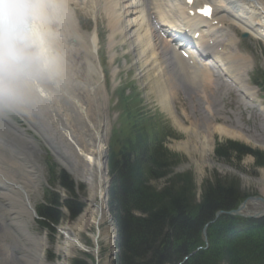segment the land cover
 Returning a JSON list of instances; mask_svg holds the SVG:
<instances>
[{
    "label": "bare ground",
    "instance_id": "bare-ground-1",
    "mask_svg": "<svg viewBox=\"0 0 264 264\" xmlns=\"http://www.w3.org/2000/svg\"><path fill=\"white\" fill-rule=\"evenodd\" d=\"M72 1L73 0H41L45 11L43 29L46 39V54L42 58L32 60L28 64V69L24 71L22 75H18L17 72L9 74L0 70V100L11 106L12 109L21 115L25 116L24 112L26 111L21 100H25V102L31 100V98L36 95L35 89L41 92V96L39 97L41 100H43L42 96H47L51 92L68 102L67 99H65V95L69 93L65 94V91H61L58 79L55 77L54 73L51 72L52 68L50 67L53 57L52 54L54 52H52L53 49H51L53 48L51 46L53 40L50 38L49 33L59 29L60 32L62 31L60 36H62L64 40L57 41L56 39V45L60 51L64 52L65 48L63 43L68 42L70 37L68 38L66 31L65 33L63 32L65 27H63L60 22H66L70 29H72L73 18L69 8ZM51 2L57 4V8L63 9L60 12L61 15L56 14ZM87 2L93 3L97 8L94 14L98 12V8L99 10L103 8L104 12H106L105 17L109 18L108 28L110 30L109 37L111 39L115 36L126 37L129 34V36L133 38V46H135V49L145 48L144 50H140L138 62L149 64L151 62V58L148 56L149 52V55L154 59V63H156L158 61L156 58L157 54L162 60L160 63L165 65L168 76L171 77L172 80L178 78L192 91L208 89L209 83H207L206 80L214 81L216 83L215 86H218L221 82L227 85L225 82L227 81L244 97V100L250 95V91L241 85L242 81L245 79L244 72L250 67V62L245 56L236 55L233 50L236 39L232 35L231 30L236 28L243 33L247 32L254 39L264 41V0H195L193 5L194 9H198L199 7L197 6L201 3H210L214 8V20L222 25V28H219L220 31L215 33L216 27L206 28L201 31L202 34L206 35L214 34V40H212L214 46L221 47L219 53H215L211 50V53L214 55L212 58L213 62L223 65L222 70L220 66L216 68L220 69L216 71L218 76L217 82L215 78L212 77L211 69L208 66H197L195 73H193L176 52L168 49L167 44L162 45L159 39L153 41V39H156L154 35V31L156 30L155 26L158 27L160 31L173 30L174 32H179L177 27L182 24V21L184 29L188 32L192 31L191 25L198 26L193 23L192 19L188 18V21L184 19L183 15L186 16V13L184 12L182 14L183 8L177 1H172L171 7L167 4V0H86V3ZM105 2L106 6L104 4ZM194 9L189 11H193ZM171 11H175L177 16L176 20L170 17ZM151 21H153L155 25H153ZM75 37L79 39V35L76 34ZM87 45L88 50L94 53L96 50V39L93 34L89 37ZM85 48L87 49V47ZM88 50H86V52ZM90 71L92 70L90 69ZM157 83L159 84V82ZM154 93L160 97L159 100L162 104V109L169 112L174 123L185 135V141L175 144V149L184 152L189 157H191L192 153H196L198 154L199 160L209 164L213 135L252 144L264 149V140L260 136L247 135L239 125L225 126L219 123L211 125L206 124L205 121L204 124L200 125V121L193 119L194 121L192 122L189 119V122L191 121V128H184L173 116L170 105L165 104L167 99L170 98L169 95H165L167 93L166 89H162V86H155ZM69 97L71 98V96ZM71 103H69V105ZM215 115L217 114H214L212 118L215 119ZM54 118H57L56 122L60 124V131L67 141L66 149L59 147L56 141L51 139L48 129L46 130L47 127L38 128L33 124L32 118L30 120L32 123L27 119L26 121L46 140L52 150L56 152L57 160L61 163L62 167L70 173L75 181L84 182L88 186V209L83 212V215L90 213L91 208H93L96 202L100 204L101 210L105 205L104 191L102 189L105 177L100 154L102 151L100 141L102 136L96 131L91 130L95 140L91 139L94 145L93 148H90V152L87 153L82 147L79 148V144L74 141L72 135L62 127L63 125L65 126L63 121L57 116H54ZM0 124L9 128L11 131H15L13 125L8 121L0 122ZM22 161L25 164L32 165L30 159H22ZM18 164L20 165L19 161L16 159L11 158L10 161L7 162L4 161L3 157L0 155V207L4 209L3 213L0 211V216H4L5 218L11 216L13 219L11 221L0 222V264H12L13 259L19 264H41L44 242L42 240L26 237L22 230V224L20 223H24V219L31 220V214H33L30 194L37 186L35 169L32 166L25 172V170L21 168V165L19 166ZM262 173L264 174V171H262ZM16 174L19 175V178L14 180L13 177ZM262 191L264 195V189H262ZM27 203H29L31 207L30 211L26 208ZM83 215L78 218L74 225L66 226L64 229H61L65 235H63L64 238L60 249L65 258H70L71 255L73 256L74 251H81L83 249L77 237V233L81 231L85 223ZM4 223H6V225H4ZM5 227L12 230L11 232L15 235L16 239L21 240V242H16L14 238L10 236L12 234L9 235L5 232ZM7 239L11 242L7 243ZM107 240L110 247H112L113 237L108 235Z\"/></svg>",
    "mask_w": 264,
    "mask_h": 264
},
{
    "label": "rangeland",
    "instance_id": "rangeland-1",
    "mask_svg": "<svg viewBox=\"0 0 264 264\" xmlns=\"http://www.w3.org/2000/svg\"><path fill=\"white\" fill-rule=\"evenodd\" d=\"M84 3L85 7L83 6ZM51 4L55 9L56 14L61 15L60 12L63 9L57 8V4H54L53 2H51ZM74 4L76 5L75 2ZM96 9L97 8L93 5V3H86V0H82L79 7L74 6L71 8V14L74 13V20L77 25L70 29L66 22V24L64 23V21L60 22L62 26L65 27L63 32L65 33L66 31V35L68 36V38L70 37L68 39V42H64V45L62 44L65 48L64 52L60 51V49L56 45V39L57 41L64 40L63 37L60 36L62 31L60 32L59 29L54 31L56 34L53 31H51L52 33H49V35L52 34L51 39L53 40V43H51V46L53 48L51 49H53L52 52H54L52 54L53 57L50 67L52 68L51 72H53L55 77L58 79L61 91L63 90L65 91V94H69L65 95L66 97L64 96L68 102H66L65 100H61L63 98H58L56 95H52L50 93L47 100L48 103L51 101L50 106L53 107L54 112L58 114L57 117L63 121V123L65 124V128L72 135L74 141L79 144H77L79 148L82 147V149L87 151V153L90 152L89 150L91 147L93 148L94 142L91 141V139L95 140V138L93 137L94 134L91 132V130H94L99 134H103L104 136H102V139L100 140L102 147V151L100 152V154L101 163L103 164V162H106L105 147L108 143L111 127L116 123V114L112 104L113 96L109 91V87L112 88L113 83L118 84L119 78L120 80H126V73L130 71L128 80L135 81L136 87H138V92L141 93L145 104L151 109L161 113L163 116L165 115V119H168L170 121V124L172 125V128L179 133L180 138L178 140L168 142L166 144V149L173 155H176L178 159V163L174 168L173 174L189 172L192 176L196 196L200 195L203 183L213 180V175L215 174L219 179L235 180L238 183L239 189L245 196L247 195L249 197H257L261 194L264 197L262 191V189H264V174L262 173V171H264V167H254V160L251 156L243 157L239 162H236L234 160L230 162L221 161L214 155L212 149V152L209 155V164H206L205 162L199 160L198 154L196 153H192L191 157H189L184 152L175 149V144L185 141L186 138L184 139L183 135L172 124L168 116H166V114L161 110L162 104L159 103L160 100L154 93V87L162 86V89H166L167 93L165 95H169L170 98L167 99L165 104H167V102L170 100L172 106L174 105L175 110L178 109V106L187 109V113H189L191 121H200L201 125L205 122L200 117V115H202V109L200 106L198 107L196 96L193 93L189 92L187 88H182L179 85L178 87L176 84L170 82L169 78L166 75H162L157 79L150 77L151 70L148 68L145 69L144 66L137 64L138 53L134 50L132 44L133 38H131L129 34L128 36H126L128 41L125 44H122L124 43V40L120 43L122 47L121 45H119V43H117L114 48L110 50L108 44L109 29L107 28L106 18L101 12H99V8L97 12L99 13V15L97 17L93 16L94 18L91 16L92 14H94ZM94 24L98 40V55L95 56L91 54V57L89 56L88 51L86 52V50H88L86 41L88 40L89 36L92 35L91 33L94 30ZM57 32H60L59 35ZM234 32L238 37L240 32L236 30ZM74 34L79 35V39L81 37L83 41L80 40V42ZM129 39H131L132 41ZM119 40L120 39L117 37L115 39V42H118ZM258 46L259 45L250 38L242 42L239 46V50L247 53L252 58V60L254 61V66H256V68L264 65V60L260 57ZM85 47H87V49ZM124 53H127V56H125L126 54ZM110 55H114L112 62H109ZM101 57H107L108 59L106 72L108 74V82L110 84L109 87L106 86L107 79L104 73L103 78L101 77V79H99L97 75H92L86 72L87 62L99 64ZM123 60H125V62L127 63L125 67L122 65ZM53 68L55 69V71ZM113 70L117 71L116 75H112ZM102 79H104V83H101ZM157 82H159V84ZM69 96H71V98ZM69 103L71 104L69 105ZM158 103L160 104L161 108ZM33 105L34 110H31V114L33 115V124L38 123L36 121H41L47 127L46 129H48V132H50L51 135L53 133L54 136L52 135V138H55L61 145H63V147L66 148L67 146H65V144L63 143L62 136L60 135L58 137L57 132L59 133V131H57V129L59 128V125L56 124L51 110L44 105V102L34 101ZM192 106H195L194 112H192ZM215 107V110L218 113L216 117L217 119H221L219 121L220 123L225 126L237 125L236 122H234L235 118H238V116L235 115L237 114V111L234 110V108L236 107V102L234 101V99H228L223 103L220 100H217V103H215ZM217 113L215 112L214 114ZM34 119L36 121H34ZM191 121L189 122V126H187L188 129L191 128ZM44 125L37 127L43 128ZM22 126L27 130V134L34 138L32 145L35 147L34 150L30 151V147L26 146L25 142H21L18 138H13V141L14 144L18 147V150L16 151L20 154H26V156L30 155L31 157H33V162L40 169L39 175H41H38V188L37 191L31 196L34 206H37L42 203L43 190L47 187L46 160L54 162V159L51 157L46 146L42 144L40 138L32 131H30L28 127H26L25 123H22ZM243 130L249 136L257 135L264 140L263 131L258 123L247 124V126H245ZM213 137V141L217 140L219 142H224L228 140V138L226 139L225 137H218L216 135H214ZM234 142L264 153L263 148L257 147L255 145L247 144L237 140ZM86 146H88L89 148ZM25 151L27 153H25ZM4 154H6V152H4ZM67 175L70 177L69 180H71L74 184V201L81 206V212L75 218H70L69 212H67L65 209L60 208V222L57 226H54L56 233L48 234L47 232H45L44 234L42 231H39L35 228L37 237L43 239L45 243V263L42 264H72V261L76 258H85L84 255L91 258L89 260V258L86 257V260L89 264H114L113 260L110 259L109 253L111 248L107 240L108 235L111 237H113V235H116L114 234L115 231L112 225V217L108 214L105 205L100 210V204H98V202H96L93 205V208H91V214L86 213L84 214L86 216H84L83 212L88 209V186L84 182L75 181V179L69 173ZM104 177V183L102 185L103 191H105V186H107L109 183V177L106 168L104 170ZM162 184V181H160L154 183V186H157L159 188ZM57 193L60 194V202L61 200H66L68 198V194L60 189H57ZM247 206L249 209L256 208L254 205L249 204V202H247ZM260 207L262 208L263 205H260ZM82 215L85 223L83 224L81 231L77 233V237L79 243L83 246V249L81 251H74L73 256L71 255L70 258H65L60 249L63 242V236L59 235L57 231H61V229H64L66 226L74 225L78 218ZM27 226H33L32 222L30 224H27Z\"/></svg>",
    "mask_w": 264,
    "mask_h": 264
},
{
    "label": "trees",
    "instance_id": "trees-1",
    "mask_svg": "<svg viewBox=\"0 0 264 264\" xmlns=\"http://www.w3.org/2000/svg\"><path fill=\"white\" fill-rule=\"evenodd\" d=\"M137 121L125 139L114 131L108 148L107 209L118 236L114 264H264V218L213 220L216 212L234 210L246 197L238 183L213 175L197 200L190 173L173 174L178 159L163 149L159 126L142 116ZM215 155L237 162L252 155L255 165L264 167L262 153L237 144L226 143ZM65 179L63 187L73 198L63 206L75 218L81 206L74 201L73 183ZM160 181L161 187L153 185ZM57 207L41 214L49 224L60 221ZM210 222L205 246L202 232ZM84 257L72 264H89L86 257L91 258Z\"/></svg>",
    "mask_w": 264,
    "mask_h": 264
},
{
    "label": "clouds",
    "instance_id": "clouds-1",
    "mask_svg": "<svg viewBox=\"0 0 264 264\" xmlns=\"http://www.w3.org/2000/svg\"><path fill=\"white\" fill-rule=\"evenodd\" d=\"M41 0H0V70L22 71L46 54Z\"/></svg>",
    "mask_w": 264,
    "mask_h": 264
},
{
    "label": "water",
    "instance_id": "water-1",
    "mask_svg": "<svg viewBox=\"0 0 264 264\" xmlns=\"http://www.w3.org/2000/svg\"><path fill=\"white\" fill-rule=\"evenodd\" d=\"M247 202L251 203V204H254L256 205L257 203H260L262 205H264V200L261 199V198H249L247 201H245L242 205H240L238 207L237 210L235 211H231V212H228V213H223V212H218L216 215H215V218L219 217L220 215H234V216H240V217H248V218H258L260 216H263L264 215V209H262L261 211L253 214V215H245V214H242L241 211L242 210H245L246 208V205H247ZM246 213V212H245ZM248 213V212H247ZM204 235H205V232H204Z\"/></svg>",
    "mask_w": 264,
    "mask_h": 264
},
{
    "label": "snow or ice",
    "instance_id": "snow-or-ice-1",
    "mask_svg": "<svg viewBox=\"0 0 264 264\" xmlns=\"http://www.w3.org/2000/svg\"><path fill=\"white\" fill-rule=\"evenodd\" d=\"M188 2L191 3L192 0H188ZM201 12H202L203 14H205V15H210V13H211V9H210L209 7H207V6H205L203 9H201Z\"/></svg>",
    "mask_w": 264,
    "mask_h": 264
}]
</instances>
